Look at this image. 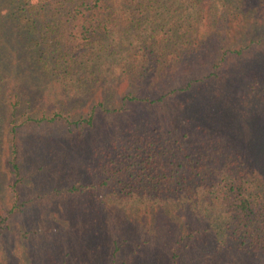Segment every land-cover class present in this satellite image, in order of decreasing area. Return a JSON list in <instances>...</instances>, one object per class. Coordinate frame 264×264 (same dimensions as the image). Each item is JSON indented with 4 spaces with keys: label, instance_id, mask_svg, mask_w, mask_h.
I'll return each mask as SVG.
<instances>
[{
    "label": "trees",
    "instance_id": "16d2710c",
    "mask_svg": "<svg viewBox=\"0 0 264 264\" xmlns=\"http://www.w3.org/2000/svg\"><path fill=\"white\" fill-rule=\"evenodd\" d=\"M0 1L6 5L0 13V33H14L22 54L29 49V61L55 79L67 96L85 97L105 85L132 80L121 106L106 108L111 97L106 90L107 96L94 110L119 113L128 111L129 103L151 104L152 91L156 101L175 93L178 98L181 91L194 98L189 115L183 111L176 117L142 119L129 113L133 122L100 140L83 160L89 180L84 187L93 191L97 202L162 210L178 228L190 230L187 238L207 233L205 249L210 248L219 261L264 264V175H259L264 173V131L251 140V152L236 145L233 137L241 135L225 129L215 110L220 101L214 100L218 96L213 93V74L205 72L210 65H219L209 53L212 38L226 36L232 27L239 29L240 42L235 41L239 45L217 58L224 65L228 54L241 55L254 42H244L248 26L244 21L255 8L254 0ZM250 64L247 75L238 76L234 106L241 117L264 119V62ZM153 79L158 85L146 90ZM11 90L0 74L4 123L3 105L8 104ZM174 103L166 104L169 110H177ZM27 106L33 110V105ZM67 113L55 110L42 119L33 113L25 117L28 124L69 122ZM12 165L19 175V167ZM50 198V194L29 197L32 203ZM7 218L0 215V228ZM201 224L208 227L199 231Z\"/></svg>",
    "mask_w": 264,
    "mask_h": 264
},
{
    "label": "rangeland",
    "instance_id": "374dc122",
    "mask_svg": "<svg viewBox=\"0 0 264 264\" xmlns=\"http://www.w3.org/2000/svg\"><path fill=\"white\" fill-rule=\"evenodd\" d=\"M254 4L244 21L248 25L244 42H254L241 55L228 54L224 65L217 58L226 49H235V41L240 42L239 29L232 27L226 36L212 38L209 53L215 55L214 63L219 65L205 69L213 74V93L218 96L214 100L221 102L215 105L219 110H215L228 132H239L241 137L233 140L246 152L252 151L251 140L256 134L264 131V119L241 117L234 106L238 76L247 75L252 67L250 62H264V0H254ZM5 7L0 1V13ZM6 33H0V74L12 90L8 104L3 105L5 123L0 121V215L8 216L4 228H0V264H230L219 261L210 248L205 249L207 233L200 238H187L190 230L178 228L162 210L147 212L137 206L99 203L93 191L84 187L89 180L83 160L102 138L133 122L129 113L142 119L176 117L175 113L183 111L189 115L193 111L191 93L181 91L178 98L176 93L171 94L163 102L156 101L157 95L152 91L151 104L129 103L128 111L119 113L99 107L94 110L95 104L107 96L106 90L111 94L106 108L121 106L122 97L132 90V80L125 78L118 85H105L85 97H69L55 79L42 74L35 61H29V49L22 54L16 35ZM226 68L233 69L235 74ZM158 82L153 79L146 90L151 91V86L156 87ZM23 98H29V103ZM180 100H184V107ZM173 101L177 108L174 111L166 105ZM28 104L33 105V110ZM55 110L66 116L69 112V122H26L25 114L33 113L36 119H42ZM245 138L249 139L246 145ZM14 144L18 146L16 154ZM13 162L19 167L17 176ZM48 193L51 198L46 203H32L29 199ZM207 227L201 224L198 230ZM193 228L194 225L190 227ZM181 236L185 237L182 242ZM237 264L254 261L237 260Z\"/></svg>",
    "mask_w": 264,
    "mask_h": 264
}]
</instances>
